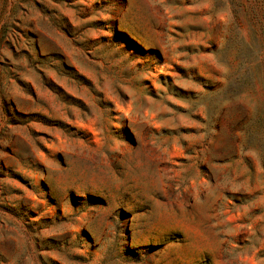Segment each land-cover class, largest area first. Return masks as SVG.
<instances>
[{"label": "rangeland", "instance_id": "rangeland-1", "mask_svg": "<svg viewBox=\"0 0 264 264\" xmlns=\"http://www.w3.org/2000/svg\"><path fill=\"white\" fill-rule=\"evenodd\" d=\"M0 264H264V0H0Z\"/></svg>", "mask_w": 264, "mask_h": 264}]
</instances>
